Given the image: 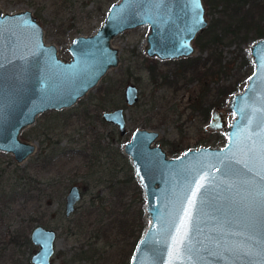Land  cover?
<instances>
[{
    "label": "water",
    "instance_id": "95a60500",
    "mask_svg": "<svg viewBox=\"0 0 264 264\" xmlns=\"http://www.w3.org/2000/svg\"><path fill=\"white\" fill-rule=\"evenodd\" d=\"M205 4L198 0H120L110 6L99 28L78 36L63 61L54 45L43 41V30L30 11H0V151L16 163L35 151L20 138L23 128L38 114L72 106L111 67L119 63L112 46L118 35L149 27L145 52L159 59H178L195 52L198 33L208 26ZM253 70L243 90L229 97L227 116L215 109L208 122L222 131V147L201 146L169 157L155 141L156 130L136 128L123 152L130 157L145 200L149 220L136 243L129 264H264V39L250 47ZM126 105L139 98L136 85L123 90ZM126 109L101 112L103 122L127 132ZM223 162V163H221ZM215 177L201 191L205 203L193 215L190 245L179 250L176 229L199 176ZM81 200L78 185L65 195L64 215L69 217ZM57 232L35 225L29 234L37 250L30 264H52Z\"/></svg>",
    "mask_w": 264,
    "mask_h": 264
},
{
    "label": "rangeland",
    "instance_id": "374dc122",
    "mask_svg": "<svg viewBox=\"0 0 264 264\" xmlns=\"http://www.w3.org/2000/svg\"><path fill=\"white\" fill-rule=\"evenodd\" d=\"M119 1L0 0V11L3 14L30 11L43 30L44 43L54 45L58 56L68 61L71 58L68 47L73 39L92 35L110 6ZM205 10L209 25L212 15L207 4ZM148 34L149 27L141 26L115 37L112 46L119 51L117 66L109 68L72 106L38 114L31 125L22 129L20 138L35 145V151L23 162L16 163L11 153L0 151V168L5 170L0 174V195L9 192L10 177L13 182L20 172L15 168L28 171L32 188L29 199L16 198L5 210L0 209V264L10 261L16 252L29 258L37 250L29 240L35 225L57 232L52 264H129L139 231L135 227L149 224L143 190L130 157L123 152V145L133 131L156 130L159 137L155 145L161 146L169 157L181 155L187 149L225 145L226 136L222 132L207 128L216 107L208 110L205 117L203 113L216 99L218 86L239 77L242 56L251 58L250 47L254 43L226 41L211 55L213 58L221 54L224 67L219 75L197 78L195 71L181 74L180 58L162 60L148 56L145 52ZM211 37L212 34L197 35V41L202 44ZM197 44L194 41L195 52L188 57L199 58L202 63L209 52L200 51ZM149 67L154 70L153 75ZM209 80L206 87L204 81ZM130 83L139 88L140 96L126 111L127 132L121 136L115 126L101 120V112L125 106L123 90ZM204 89L211 90L209 97H201ZM227 103L218 109L229 123L233 115L225 110ZM97 138L105 148L95 146ZM171 149H176L175 154L171 155ZM46 158H51V162L43 164ZM71 185L80 187L81 200L66 217L65 195ZM125 217H133L130 220L134 228L124 233L119 220ZM17 230L27 232L28 243L13 248L10 239Z\"/></svg>",
    "mask_w": 264,
    "mask_h": 264
},
{
    "label": "trees",
    "instance_id": "16d2710c",
    "mask_svg": "<svg viewBox=\"0 0 264 264\" xmlns=\"http://www.w3.org/2000/svg\"><path fill=\"white\" fill-rule=\"evenodd\" d=\"M205 4L209 6L210 14L212 15L211 23L198 35L201 34H212V37L207 42L202 44L198 43L197 36L195 38V43L199 46V50L202 52H209V55L206 57L204 62L201 63L199 58L192 57H183L180 58L182 64H180L182 68V72L187 71H195V77L204 78L206 76L214 77L215 73L219 75L221 72L222 66L221 62V54L217 57H211L213 55V50L216 52L218 47H221L225 44L226 41L229 43L240 42L242 44L252 42L255 43L261 39H264V0H203ZM200 66H203L204 69H200ZM206 66V67H205ZM149 70L154 74V70L152 67H149ZM253 70L252 59L247 56H242L241 64L238 68V78L235 79L234 82L229 83L225 86H218V90L216 92V99L209 103L208 108L206 109L203 116H207L208 110H211L215 107L224 106L230 95L239 92L241 87L246 84L247 77ZM197 75V76H196ZM166 75H163L162 78L165 79ZM214 80V79H213ZM210 84V80L204 81V85ZM243 89V88H242ZM210 89H204L201 93V97L206 96L209 97L211 92ZM108 92L105 89L104 93ZM102 93V92H101ZM99 149H103L104 143H101L100 138H97V143L95 146ZM176 149H171V155L175 154ZM47 161L43 160L44 163L51 162V158H46ZM41 167V165H40ZM44 167V166H43ZM15 170H19L13 178L10 177L11 186L9 188V192H2L0 195V209L5 210L10 203L13 202L16 198L29 199L31 197V176L28 171L24 169L15 168ZM5 173L4 169L0 168L1 176ZM141 212V211H140ZM131 218H126L119 220L120 227L123 229V232L127 231L128 228L132 229L134 226L131 225ZM131 219V220H130ZM148 226L143 224H138L135 229H138V235L134 239V244L137 243L143 231ZM124 232V233H125ZM10 243H13V248H20L23 244L28 243V236L25 230H17L14 234H12ZM19 251V249L17 250ZM15 253V252H14ZM13 254V253H12ZM17 257L16 255L10 256V261H2L1 264H30L29 258L27 256L22 257L20 253ZM132 255V253H131Z\"/></svg>",
    "mask_w": 264,
    "mask_h": 264
},
{
    "label": "snow or ice",
    "instance_id": "6c2138e0",
    "mask_svg": "<svg viewBox=\"0 0 264 264\" xmlns=\"http://www.w3.org/2000/svg\"><path fill=\"white\" fill-rule=\"evenodd\" d=\"M193 3L197 4L198 0H193ZM3 29L0 27V36H2ZM264 147V145H262ZM223 163V162H221ZM264 179V177H262ZM215 180V177L209 178L206 175H201L197 180L193 181L194 188L191 192V196L187 201V207L183 209L182 216L179 221V225L176 229L177 235L179 237L178 244L179 250H183L190 245L191 235H192V225L193 220L195 219L193 213L197 209L198 203H205L204 200L201 199V191L205 188L206 184H211ZM261 196H264V190L260 193Z\"/></svg>",
    "mask_w": 264,
    "mask_h": 264
},
{
    "label": "flooded vegetation",
    "instance_id": "af4514ba",
    "mask_svg": "<svg viewBox=\"0 0 264 264\" xmlns=\"http://www.w3.org/2000/svg\"><path fill=\"white\" fill-rule=\"evenodd\" d=\"M137 87V86H136ZM125 88V87H124ZM138 88V87H137ZM139 89V88H138ZM139 96H140V91H139ZM231 96V95H230ZM124 97V96H123ZM139 101V98H138V100H137V102ZM125 102V101H124ZM137 102H135L134 104H132V105H126V103H125V106H123V107H125V109H126V111H127V109L129 108V107H131V106H133V105H135ZM118 107V106H117ZM115 108V107H114ZM113 109V108H112ZM216 109H218V107H216ZM108 110V109H107ZM104 111V110H103ZM125 117H126V127H127V115H126V112H125ZM102 120V119H101ZM105 123V122H104ZM108 124V123H107ZM111 125V124H110ZM119 132V131H118ZM220 132H222V131H220ZM223 133V132H222ZM120 134V133H119ZM224 134V133H223ZM121 135V134H120ZM125 135V134H124ZM225 135V134H224ZM122 136V135H121ZM80 188V187H79Z\"/></svg>",
    "mask_w": 264,
    "mask_h": 264
}]
</instances>
